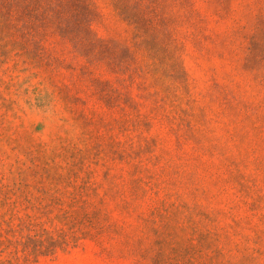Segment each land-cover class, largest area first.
Instances as JSON below:
<instances>
[{"label":"rangeland","instance_id":"obj_1","mask_svg":"<svg viewBox=\"0 0 264 264\" xmlns=\"http://www.w3.org/2000/svg\"><path fill=\"white\" fill-rule=\"evenodd\" d=\"M0 264H264V0H0Z\"/></svg>","mask_w":264,"mask_h":264}]
</instances>
